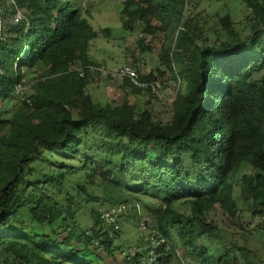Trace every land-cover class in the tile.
I'll return each instance as SVG.
<instances>
[{
	"label": "trees",
	"instance_id": "1",
	"mask_svg": "<svg viewBox=\"0 0 264 264\" xmlns=\"http://www.w3.org/2000/svg\"><path fill=\"white\" fill-rule=\"evenodd\" d=\"M244 1L248 19L254 20L251 31L242 36L226 8L217 14L212 39L201 38L194 18L185 16L189 0L122 1L124 28L141 22L146 36L159 30L172 35L161 59L186 90L178 89L173 116L163 122L149 109L139 111L125 95L94 99L89 85L101 74L80 72L100 64L89 52L100 30L79 7L68 0H17L26 18H7L0 43V101L16 96L14 85L26 71L33 75L30 100L19 99L8 116L0 108V264H103V251L114 255L116 240L102 230L101 208L91 210L93 225L79 229L70 196H64L67 203L61 200L66 172L78 170L91 184L121 193L111 205L143 202L149 194L160 198L161 206L148 210L167 239L158 264H174L175 258L182 264L173 228L193 264L238 263L232 249L215 261L204 237L219 229L209 216L215 205L231 215L244 209L264 217V0ZM161 67L157 70L164 73ZM139 71L143 79L157 77ZM123 82L133 92L158 95L129 79ZM91 136L97 138L89 152ZM45 149L65 158L89 154L81 165L61 163L58 171L50 166L44 178L33 181L34 163L48 159ZM244 163L255 171L240 175ZM136 167L143 176L130 177ZM43 187L50 192L39 195ZM178 200L189 202L191 211L179 210ZM139 257L124 258L125 264Z\"/></svg>",
	"mask_w": 264,
	"mask_h": 264
},
{
	"label": "rangeland",
	"instance_id": "2",
	"mask_svg": "<svg viewBox=\"0 0 264 264\" xmlns=\"http://www.w3.org/2000/svg\"><path fill=\"white\" fill-rule=\"evenodd\" d=\"M72 7H79L82 16L86 17L95 28L100 30L97 37L89 42V52L91 56L102 64L116 65L125 63L139 64L142 73L154 71L157 77L163 81L160 88L161 96L147 91L133 92L132 88L126 86L123 80L117 78L104 77L101 75L100 81L90 84V92L94 99L99 102H105L108 98L121 100L127 96L130 103H134L139 111L149 109L152 111L155 119L163 122H169L173 116V101L175 99L177 88L186 90L184 84H180L176 79L174 72L165 66L161 59L163 48L170 43L172 35H168L164 30H159L155 34L146 36L141 22H136L134 29H126L123 27L119 9L123 0H68ZM226 8L231 12L233 19L236 21V29L242 36L251 31V25L254 20H249V8L244 0H189L185 16L190 15L194 18L197 25V33L201 38L209 36L215 38L216 34L212 31V27H218L217 14L224 12ZM183 26V25H181ZM109 27V32H104L102 28ZM224 37V35H223ZM201 42V39L199 40ZM161 67L164 73L158 72L157 67ZM33 73L26 71L24 77L30 78ZM20 98L12 96L4 102L0 101V108L6 111V115H10L13 108ZM96 136H91L88 141V151L94 148ZM45 148V147H44ZM87 151H81L77 158H65L55 150L45 149L44 153L48 159L42 157L36 161V174L31 180L44 178L52 166L55 171L59 170L61 163L66 165H81L82 159L89 154ZM189 156V154H186ZM66 170V169H65ZM252 165L244 163L240 169V175L243 173L254 172ZM83 170L75 171L70 174L66 172L65 185L61 200L69 202L64 198L67 194L71 198V205L77 209L76 222L79 229L89 228L93 225V217L91 210L97 207L98 210L111 205L113 199L118 196L117 189L91 184L87 178L81 174ZM143 176L136 167L131 170L130 177ZM86 181V182H85ZM85 182V188L80 187V183ZM39 195L50 192L49 189L39 188L36 191ZM89 193L95 194L91 196ZM121 194V193H119ZM130 196V193H125ZM119 199V198H117ZM144 201L138 204L142 210L149 213L148 210L157 209L161 206L160 198L155 194L143 196ZM129 203H131L129 201ZM157 204V205H156ZM175 206L184 212L191 211V204L185 201H175ZM133 207L125 215L122 220V231L116 236L114 244V255L109 256L105 251L102 252L103 264H125L122 254L123 250H129L132 245L136 244L140 238L138 230L137 213ZM209 216L215 219L219 229L213 236H205L204 241L209 246L211 253L214 255L215 261L224 254L228 249L234 250L239 260L237 264H264V230L261 228L264 217L253 216L248 210H238L234 215L229 214L219 205H215L209 211ZM153 217V216H152ZM41 230L51 231V227H41ZM61 231V229L59 228ZM174 241L177 245V255H179L181 263L183 261L190 262L184 249L180 243L176 228H173ZM63 234L66 232L62 231ZM243 246L246 253L239 248ZM190 263L193 264L191 261ZM174 264H179L177 258Z\"/></svg>",
	"mask_w": 264,
	"mask_h": 264
},
{
	"label": "built area",
	"instance_id": "3",
	"mask_svg": "<svg viewBox=\"0 0 264 264\" xmlns=\"http://www.w3.org/2000/svg\"><path fill=\"white\" fill-rule=\"evenodd\" d=\"M8 16L12 22H19L26 18V9L21 7L17 3V0H0V43L5 38L4 32ZM180 28H182V26H180ZM86 70L91 73L99 72L104 77H113L119 80H124L125 78L129 79L136 86L144 89L151 88L161 96V79L158 77L152 79L141 78L138 63L116 65L90 63L81 68L80 73L83 75ZM31 85L32 81L25 77L18 79L14 85L15 95L21 100L26 99L29 101L28 94L31 91ZM132 207L138 216L137 225L140 238L129 250H123L122 254L127 260H132L140 255V260L135 264H158L159 247L167 239L160 234L156 221L152 215L144 212L138 202H120L101 208L100 216L103 225L102 230L106 231L109 236L116 239V236L120 235L122 231L121 220L129 213L130 208ZM182 264L192 263L183 261Z\"/></svg>",
	"mask_w": 264,
	"mask_h": 264
},
{
	"label": "crops",
	"instance_id": "4",
	"mask_svg": "<svg viewBox=\"0 0 264 264\" xmlns=\"http://www.w3.org/2000/svg\"><path fill=\"white\" fill-rule=\"evenodd\" d=\"M91 41H92V40H91ZM91 41H90V42H91ZM91 55H92V54H91ZM94 59H95V58H94ZM30 81H32V80H30ZM92 84H93V83H92ZM89 89H90V86H89Z\"/></svg>",
	"mask_w": 264,
	"mask_h": 264
}]
</instances>
